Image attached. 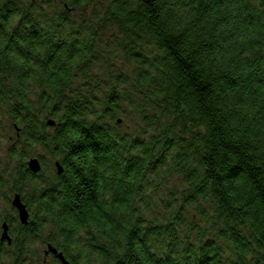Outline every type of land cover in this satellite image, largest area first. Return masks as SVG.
<instances>
[{
    "label": "trees",
    "instance_id": "1",
    "mask_svg": "<svg viewBox=\"0 0 264 264\" xmlns=\"http://www.w3.org/2000/svg\"><path fill=\"white\" fill-rule=\"evenodd\" d=\"M108 30L122 64L89 86ZM0 106V193L27 205L28 243L70 264H264V0H0Z\"/></svg>",
    "mask_w": 264,
    "mask_h": 264
},
{
    "label": "rangeland",
    "instance_id": "2",
    "mask_svg": "<svg viewBox=\"0 0 264 264\" xmlns=\"http://www.w3.org/2000/svg\"><path fill=\"white\" fill-rule=\"evenodd\" d=\"M44 3V2H42ZM48 2H45L43 4L44 9L45 10H49V6L47 5ZM55 3V2H54ZM58 5V4H57ZM110 30H108L105 35H104V40H106V50H105V55L102 58L100 64L96 65L92 71L89 73V75H87L88 78V85L91 86L90 82H96L99 84H103V85H107V84H111L109 82V75H104L103 70L108 69L111 70L112 73L113 72H117L120 69V66L118 64H113L111 61V59L115 60L114 62H117L119 64H122V60L121 57L117 54V52L115 51V43H114V38L109 35ZM108 33V34H107ZM114 44V45H113ZM113 50V52H112ZM108 51L112 52V55H108ZM110 58V59H109ZM128 65L125 63V69H127L129 72L131 71L130 68H127ZM82 78V77H81ZM109 82V83H108ZM128 86V84L126 85H122L118 86L120 87L119 90H121V94H124V91L126 90V87ZM110 87V86H109ZM129 86L127 87L126 91H129ZM99 92L101 93V91L99 90ZM104 95V94H102ZM133 96V94H132ZM136 96V94H135ZM121 107L123 109L124 115L122 114V116L118 117L117 119L119 120V123L116 124L115 126V130L119 133H127L130 135L135 134L136 135V130L138 127V121L136 118V115L127 108L126 103H121ZM116 120V121H118ZM16 137H15V131L12 128L11 125V121L10 119L6 116V110L0 106V173L3 174V172H8V170L11 169V167L13 166V161L10 160V157L8 155V150L9 147L16 143ZM37 155L41 156L43 158V164L45 166V175H51L52 171H53V157L50 153H48L47 151H45L43 148H39L37 150ZM35 154V155H36ZM34 155V157H36ZM2 192L6 193V194H2L0 196V211L5 208V203L6 199L8 198V189L6 188L5 191L3 190ZM6 198V199H5ZM12 198V197H9ZM46 246H43L41 244H39L38 242H36L32 249V256L31 257V262L33 264H41L40 262L37 261L39 254L41 253L42 250H45ZM49 264H52V261L48 260Z\"/></svg>",
    "mask_w": 264,
    "mask_h": 264
},
{
    "label": "flooded vegetation",
    "instance_id": "3",
    "mask_svg": "<svg viewBox=\"0 0 264 264\" xmlns=\"http://www.w3.org/2000/svg\"><path fill=\"white\" fill-rule=\"evenodd\" d=\"M6 199V198H5ZM22 205L25 206L29 222V209L27 205L23 202L22 198H19ZM13 198H7L5 203V208L0 211V264H33L31 262V257L26 255L23 259L18 260L16 257H12L15 251L18 250H29L32 249L33 245L38 242L39 244L46 246L45 250H42L37 259L41 264H49L48 260L52 261V264H61L58 259V255L61 254L50 241H30L31 245L28 243V240L25 241L23 237L22 230L23 226L27 225L22 224L18 215V211L12 205ZM47 238V237H45ZM54 250L55 252H52ZM25 257H27L25 259Z\"/></svg>",
    "mask_w": 264,
    "mask_h": 264
},
{
    "label": "water",
    "instance_id": "4",
    "mask_svg": "<svg viewBox=\"0 0 264 264\" xmlns=\"http://www.w3.org/2000/svg\"><path fill=\"white\" fill-rule=\"evenodd\" d=\"M50 126H53V123H49ZM28 170L31 171L34 174H37L40 171V164L38 163V161L36 159H31L28 162ZM57 170H58V175H61L63 170L62 168L57 165ZM20 197L18 195H16L13 200H12V205L13 207L18 211V215L20 218V221L22 224H26L27 223V219H28V213L27 210L25 208L24 205H22L20 199ZM52 252H55L54 250H52ZM58 259L60 260L61 264H70L64 257L62 254H59Z\"/></svg>",
    "mask_w": 264,
    "mask_h": 264
},
{
    "label": "bare ground",
    "instance_id": "5",
    "mask_svg": "<svg viewBox=\"0 0 264 264\" xmlns=\"http://www.w3.org/2000/svg\"><path fill=\"white\" fill-rule=\"evenodd\" d=\"M31 159H36V160L38 161V163L40 164V160H39L38 158L35 157V158H31ZM31 159H29L28 162H29ZM28 162H27V165H28ZM40 170H41V165H40Z\"/></svg>",
    "mask_w": 264,
    "mask_h": 264
}]
</instances>
